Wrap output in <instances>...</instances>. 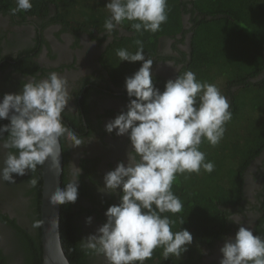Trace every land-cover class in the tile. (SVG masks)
<instances>
[{"label":"clouds","instance_id":"1","mask_svg":"<svg viewBox=\"0 0 264 264\" xmlns=\"http://www.w3.org/2000/svg\"><path fill=\"white\" fill-rule=\"evenodd\" d=\"M32 7V0H16L11 13L27 12ZM105 8L110 13L103 25L106 44L126 21L135 33L143 35L159 32L168 20V0H108ZM135 45L134 53L116 49L119 61L143 63L125 78L127 110L105 125L108 133L115 130L118 136H128L127 162H118L105 173L104 185L98 188L101 193H121L120 202L106 209V222L79 244L86 254L102 255L106 264H145L157 248L162 249L164 259L179 258L187 251L192 234L181 227L172 230L184 219L165 215L183 209V202L172 190L173 183L178 175L214 171V163L206 160L200 146L204 141L217 146L233 117L230 101L216 85L197 79L191 70L180 73L171 62L167 64L179 74L166 81L163 91L155 87L153 59L145 58L142 40H135ZM71 96L68 79L57 72L42 79L26 78L18 93L3 95L0 120L11 116L10 123L0 126V150H7L0 165V181L14 184L13 174L35 173L49 159L59 171L61 138L72 148L93 138L85 140L64 123L62 114L69 108ZM81 172L71 164V179L50 195L51 205L77 201ZM27 182L35 187L38 178L32 175ZM227 219L240 227L220 248V264H264V237L254 235L250 227L253 220L245 227L238 215ZM91 222L92 217H87L86 223ZM42 224L43 220H38L33 227Z\"/></svg>","mask_w":264,"mask_h":264},{"label":"trees","instance_id":"2","mask_svg":"<svg viewBox=\"0 0 264 264\" xmlns=\"http://www.w3.org/2000/svg\"><path fill=\"white\" fill-rule=\"evenodd\" d=\"M15 1L4 2L12 7L16 6ZM107 2L108 0H40L39 3L44 6L46 3L54 4V21H62L68 26H96L104 29V21L110 15L105 8ZM188 13L190 56L179 72L191 70L196 73L197 79L214 83L230 101L233 113L231 121L239 116L241 131L229 129L231 125L227 123L225 136L217 146L213 147L207 141L202 143L200 150L204 152L203 147L206 146L209 150V153L205 152L206 160L215 165L212 173L203 169L199 174L185 173L178 175L173 183L172 190L183 202V209L175 215H165L172 216L173 219H184L182 225L178 222L172 230L178 231L181 227L192 234L194 241L188 245L187 251L179 258L170 256L164 259L162 249L157 248L152 259L145 264L195 263L197 259L200 260L202 249L196 244L210 247L214 239L224 238L235 226L234 222L227 219L231 217L229 215L241 212L245 217L247 205L257 211V217L251 225L254 235L264 237V159H259L260 172L255 175V178L261 179L255 191L258 203L252 204L245 195L246 171L264 150V0H168V20L161 25L159 32H144L140 35L126 21L122 26L126 34L115 36L100 56L101 65L112 83L125 87V78L137 71L143 62L119 61L116 49L127 48L134 53L137 50L135 40L140 39L144 43L145 58L153 59L157 55L160 37H174L185 31L183 15ZM23 54L9 56L8 59L19 63L14 64L17 70L30 74L39 65L28 55L24 58ZM26 64H33L32 69H26ZM178 74L177 72L176 76ZM153 83L163 91L166 80L153 76ZM8 123L10 121L0 120V126ZM237 132L239 134L235 135ZM4 135L6 137L7 133ZM61 145V188H64L68 179L65 173L67 154L62 138ZM32 175L38 178V183L27 191L31 197V204L28 206L30 211L27 212L30 229L2 216L12 227L17 239V252L21 255L19 264H42L41 227H33L34 222L40 220L42 166H38L35 173L29 171L25 176L30 180ZM225 180L226 183L222 184ZM82 192L83 188H78V194ZM120 195L118 192L116 204L120 202ZM84 209L79 206L75 210L72 203L60 204L61 242L71 264H92L93 254H86L79 246L81 238L77 218ZM13 255L14 252L11 256ZM0 264L9 263L0 257Z\"/></svg>","mask_w":264,"mask_h":264},{"label":"flooded vegetation","instance_id":"3","mask_svg":"<svg viewBox=\"0 0 264 264\" xmlns=\"http://www.w3.org/2000/svg\"><path fill=\"white\" fill-rule=\"evenodd\" d=\"M4 1L0 0V95L18 93L26 78L42 79L50 72H57L68 79L69 91L72 93L68 102L69 108L62 114L64 123L85 140L93 137L89 142L75 148L69 147L62 138L67 154L65 173L68 181L71 179V164L82 169L78 188H83V192L78 194L77 201L72 203L75 210H78L79 206L85 208L77 218L79 236L82 239L95 233L96 229L106 222V209L116 204L117 194L98 191V188L104 185L105 173L113 170L118 162H127V151L130 147L128 136H118L115 130L108 133L105 125L121 111L127 110L129 97L125 87L112 83L100 62V56L115 36L126 34V31L122 27L118 28L106 44L105 29L83 25L70 27L62 21H54L53 3H46L45 6L39 4L35 11L31 9L12 14L11 9L15 6L9 7ZM189 28L188 13L183 15L184 32L174 37L159 38L157 55L153 58L152 76L164 78L166 81L175 78L190 56ZM21 53H24V58H27L26 55L30 56L39 65L30 74L17 70L14 64L19 63L8 59L9 56L16 57ZM167 62H171L178 71ZM32 66L33 64H26L24 67L31 70ZM6 151L0 150V165L3 164ZM263 153L264 150L246 171L245 195L252 204L258 203L255 191L261 179L255 178V175L260 172V169L257 172V168L259 159H264ZM25 175L13 174L14 184L0 181V257L9 264H19L21 255L17 252L18 242L14 231L3 217L6 216L20 226L30 229V220L27 217V212L30 211L28 206L31 204V197L27 194L30 186ZM17 188L18 192L15 191ZM250 208L251 205L245 206V227H249L248 220L257 217V211ZM234 214L244 216L241 212L229 216ZM89 216L92 217L91 224L86 223ZM235 226L236 230L233 227L224 238L214 239L210 247L196 244L202 247L201 258L196 260L197 263L190 264H220V248L240 227L236 223ZM250 227L252 228L251 225ZM12 252L15 255L11 256ZM92 264H106V260L102 255L93 254Z\"/></svg>","mask_w":264,"mask_h":264},{"label":"water","instance_id":"4","mask_svg":"<svg viewBox=\"0 0 264 264\" xmlns=\"http://www.w3.org/2000/svg\"><path fill=\"white\" fill-rule=\"evenodd\" d=\"M3 96L0 95V100ZM11 113L9 114L10 121ZM60 146L61 141H60ZM63 174V151L60 154L59 171L52 164L51 159L47 160L42 166V196L40 204V220H43L41 226V245H42V264H71L65 255L60 236V204L51 205L49 203L50 195L57 187L61 188Z\"/></svg>","mask_w":264,"mask_h":264},{"label":"rangeland","instance_id":"5","mask_svg":"<svg viewBox=\"0 0 264 264\" xmlns=\"http://www.w3.org/2000/svg\"><path fill=\"white\" fill-rule=\"evenodd\" d=\"M16 2V1H15ZM40 2V0H32V4H33V7L31 8V9H38V7L40 6L39 3ZM16 7V6H15ZM69 26L70 27H74V25H70L69 24ZM214 84V83H213ZM239 116L234 120V121H230V122H228V125L230 124L231 125V127L229 128V129H231V130H237V131H241V123L239 122ZM235 135H237V134H239L238 132L237 133H234ZM203 149H204V152H206V153H209V150H207V148H206V146H204L203 147ZM264 154V153H263ZM257 171H258V168H257ZM226 183V180L225 181H223L222 182V184H225ZM20 190V189H19ZM15 191H17L18 192V188L15 190ZM245 217H243L242 216V220H244V222H246V220L244 219ZM254 222V221H253ZM253 222H252V224H253ZM251 224V225H252ZM235 227V226H234ZM235 230H236V228H235Z\"/></svg>","mask_w":264,"mask_h":264}]
</instances>
